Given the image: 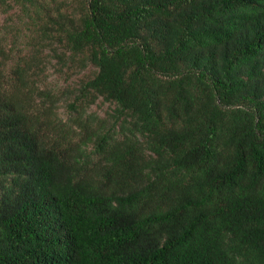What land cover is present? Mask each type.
I'll list each match as a JSON object with an SVG mask.
<instances>
[{
	"label": "trees",
	"instance_id": "16d2710c",
	"mask_svg": "<svg viewBox=\"0 0 264 264\" xmlns=\"http://www.w3.org/2000/svg\"><path fill=\"white\" fill-rule=\"evenodd\" d=\"M0 6V264H264V0Z\"/></svg>",
	"mask_w": 264,
	"mask_h": 264
},
{
	"label": "rangeland",
	"instance_id": "374dc122",
	"mask_svg": "<svg viewBox=\"0 0 264 264\" xmlns=\"http://www.w3.org/2000/svg\"><path fill=\"white\" fill-rule=\"evenodd\" d=\"M14 12L15 10H10L6 13L4 12V7L0 6V35L3 34V26L10 24L11 22L9 16H11L12 19L14 18ZM46 52L47 51H45L42 57L44 64L47 63L42 82L47 88H52V90L57 92L74 90V88L79 85L80 79L88 75V73L85 72L72 75L70 73H66L65 71H61L59 66L56 64V60L53 57H47ZM112 108V105L99 100L90 108V111L96 113L99 116H104L105 113L110 111ZM58 114L63 119L67 118L65 102H61L59 104Z\"/></svg>",
	"mask_w": 264,
	"mask_h": 264
}]
</instances>
